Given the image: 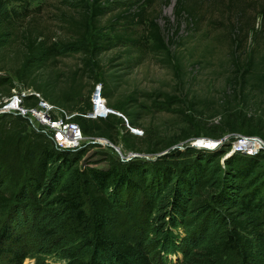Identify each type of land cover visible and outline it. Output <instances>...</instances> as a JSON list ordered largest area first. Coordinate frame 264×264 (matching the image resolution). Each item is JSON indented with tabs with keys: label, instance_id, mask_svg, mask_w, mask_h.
<instances>
[{
	"label": "trees",
	"instance_id": "obj_1",
	"mask_svg": "<svg viewBox=\"0 0 264 264\" xmlns=\"http://www.w3.org/2000/svg\"><path fill=\"white\" fill-rule=\"evenodd\" d=\"M108 1L110 0H82L83 4L78 10V15L63 14V21L67 24L64 30L69 39L60 45L41 33L33 36V33L26 30L18 37L15 33V38L22 41L24 46L22 63L11 76H0V92L9 94L11 87L15 85L12 78H16L17 83L23 88L35 90L50 103L65 108L69 113L78 112L72 120L81 127L85 136L103 138L115 145L121 142L126 149L138 153L156 154L174 142L199 137L219 139L225 134L257 136L264 141V120L249 115V109H246L249 108L248 103L255 97L260 96L264 99V62L255 59L253 48L244 50L246 56L242 60L236 54L246 48L248 38L251 36L255 39L262 28L256 29L255 17L252 22L248 19L242 21L245 15L243 6L238 8L241 13L230 26L234 56L231 61V71L225 80V88L219 92L221 95L216 99L220 108L218 111L221 114L219 121L208 125V122L201 118L202 111L212 107L209 104L203 105L205 102L200 101V107L187 115V126L182 127L181 132L176 136L158 135L152 127H144L146 135L141 138L125 126L127 123L131 127H143L140 125L143 117L141 108L132 104L126 108L121 106L122 100L112 101L114 90L110 85L115 74L108 75L101 72L102 76H98L99 55L109 50L111 44L110 40L103 42V30L108 28L116 41L129 43L139 50L143 46L139 45L140 37L145 43H150L148 49L174 69L180 92H183L185 88V72L180 65V58L166 48L164 34L157 18L150 16L148 8L152 7L155 0H136L127 9L110 16L106 21L107 25H102L101 20L105 15L102 4ZM223 1L227 2L229 7H237L241 1L245 2L244 0ZM250 3L260 8L257 16L262 18L261 26L264 25V0H250ZM2 6L3 2L0 0V11ZM173 10L178 20L185 18L187 21H192V24L197 21L196 0H175ZM9 17L8 13L3 11L0 13V49L4 48L6 38L12 36L14 32L13 23L9 21ZM133 24L144 26V32L140 36H136L131 29ZM174 34H177V31H174ZM39 35L40 41H38ZM76 46L83 47L85 51L83 65L89 71V78H92L91 85V81L83 85L82 76L72 77V80L60 86L50 75L46 78L37 75V72L45 67L49 60H55L60 54L69 52L71 47ZM127 49V52L131 51L130 46ZM0 53H3V50ZM2 62H4V55L0 54V63ZM3 70H5L4 64H0V72ZM100 78L104 81L103 94L109 106L121 111L124 118L115 114L99 116L96 119L84 117L83 114L91 109L90 96L93 85L100 82ZM87 86H89L88 90ZM164 95L166 99L176 97L175 93ZM212 116L214 115L208 114V118ZM28 128V122L19 116L0 117V183L11 182V180L21 183L18 193L13 189L0 191V205H4L3 209H7L8 205L13 203L9 212H14L15 215L21 207H27V209H33L35 213L47 216L48 220L42 224L40 232L42 236L48 238L56 237L57 233L67 236L77 231L76 234H80L78 229L87 228L88 238L62 239L64 244H67V240L71 244L77 240H83L89 252L88 257L82 259L77 254L84 246H79L74 253L70 254L72 259L68 264H156L151 256L150 248L142 244L143 236L139 235L142 230L136 226L138 220V217L135 218L136 215L128 216V220L134 222L130 230L134 237L119 234L113 228L117 220L111 215L119 214V212L114 210L115 206L111 201L118 199L123 189L126 192L141 193L142 205L152 206L156 198L151 197L148 200L153 199V201L148 203L145 197L150 193L158 195L162 190L161 186L166 184L168 187L171 186L172 204L176 213H182L188 206L189 200L196 208L207 205L212 208L216 205L220 210L223 208L225 215L233 219L239 227L252 228L258 235L262 233V228L258 226L264 219V181L257 180V176L259 168L264 165V152L257 155L236 153L228 159L229 168L225 173V169H222L218 162V158L223 154L221 150L206 151L192 147L190 150L195 155V159L185 164L182 169L185 177H181L177 182L181 185H177L172 181L175 171L167 167L150 171L152 177L150 180L147 179L149 161L139 157L121 162L112 156L107 167L87 166L81 169L77 163L85 152L58 150L46 134L44 136ZM54 163H58L59 167L64 166L67 170L61 186L54 188L55 185L60 184L55 180L47 183V185L50 184L48 188H41L40 179L46 176L48 165ZM215 172L217 173L214 174ZM222 173L226 175L220 180ZM134 178L140 180L142 187L135 183ZM258 181L262 183L259 184ZM26 188L31 198L27 197V200H24L26 197L24 198L22 193ZM195 188L204 190L207 194L195 193ZM40 191H44L43 197L37 199L36 195ZM112 191L113 195L110 193ZM193 194H197L194 200H192ZM15 197L17 198L14 199ZM208 201L212 204L209 205ZM240 210L247 211L245 218L238 217ZM8 225L4 223V227L0 230V264H22L28 257V252L21 250L18 238L13 235L14 230L11 231L13 228L10 229ZM228 238L232 243L243 240V237L239 236L235 230ZM53 241L56 242V240H50L51 244ZM244 248L243 245L242 251ZM262 248H264V242ZM209 253L212 254L210 249L205 254ZM241 255L245 261L251 258L248 252H243ZM200 263L201 261L198 260L197 264Z\"/></svg>",
	"mask_w": 264,
	"mask_h": 264
},
{
	"label": "rangeland",
	"instance_id": "obj_2",
	"mask_svg": "<svg viewBox=\"0 0 264 264\" xmlns=\"http://www.w3.org/2000/svg\"><path fill=\"white\" fill-rule=\"evenodd\" d=\"M81 1L2 0L3 6L0 13L3 11L9 14V21L13 23L14 32L12 36L6 38L4 48L0 49V51L3 50V53L0 54L4 55V62L0 64H4L5 67V70L0 72V76H11L13 71L22 63L24 46L22 41L15 38V33L18 37L23 31L29 30L33 36L41 33L51 41L57 42L58 45L62 42L65 43L69 38L64 30L67 24L63 21V14L78 15V10L83 4ZM135 1L110 0L108 3L104 2L102 8L105 15L102 17L101 24L107 25L106 21L110 16L127 9ZM244 1H241L237 7H229L227 2L223 0H196L198 16L197 21L193 24L192 21H187L185 18L177 19L173 10L175 0H155L152 7L148 8L150 16L157 18L159 27L164 34L166 48L180 58V65L185 72L183 92L178 90L180 86L177 83L178 79L174 69L148 49L150 43H145L144 39L140 37L139 45L142 44L143 46L139 50L129 43L116 41L108 28L103 30V42L110 40L111 44L109 50L103 51L99 55L100 72L98 76H102L101 72L108 75L115 74L110 85L114 90L112 101L122 100L121 106L126 108L130 104L141 108L143 117L140 120V125L143 127H135L142 130V133L135 132L136 135H139L138 137H145L144 127H152L158 135L176 136L181 132L182 127L187 126V115L192 114L193 110L200 107V101L205 102L203 105L209 104L212 107L211 109L205 108L201 118L206 120L208 125L216 124L219 121L221 114H219L220 108L216 99L221 95L219 92L224 90L226 77L229 76L232 68L231 61L234 53L230 40V26L235 22L237 15L241 13V10L238 9L241 6L245 8L242 21L248 19L249 22H252L255 17L254 25L256 29L262 28V31L255 39L250 36L246 42V48L236 54L242 60L246 56L244 50L253 48L255 59L264 62V25L261 26L262 18L257 16L260 8L257 5H252L250 0ZM167 27L169 29H166ZM131 29L136 36H140L144 32V26L140 24H133ZM174 31H177V34H174ZM38 41H40V35ZM128 46L131 47L130 52H127ZM83 50L81 46L71 47L69 52H63L55 60H49L45 67L37 72V75L41 78L50 75L56 79L60 86L68 83L72 77L80 78L82 76L83 85H87L90 81L91 85L92 78H89V71L83 65L85 58V51ZM12 79L15 87H22L21 84L17 83L16 78ZM103 82L100 78L102 88ZM167 93H175L176 97L166 99L164 94ZM205 99L206 101H204ZM248 104L249 108H246L249 109L248 114L263 121L264 99L257 96ZM107 105L111 107L108 101ZM208 114L214 116L208 118ZM125 126L130 127L126 123ZM191 140L193 138L174 142L161 152L146 154L128 150L121 142L116 144L119 147L120 152H118L115 148L110 147L109 144L112 142L100 138L89 140L84 135V140L79 144L80 147L77 152L83 151L85 154L77 165L81 169L87 166L104 168L108 166L112 156L123 162L126 161L125 157L133 152L137 154L134 157L149 161L147 179L150 180L152 177L150 171L167 167L175 171L172 181L177 184L181 177H185L182 171L185 164L195 159V155L190 150L193 146ZM223 142L213 151L221 150L223 153L218 158V162L220 167L225 169L224 172L227 173L228 159L238 153L236 149L238 145L234 142L231 144V139L228 137ZM257 152L254 155L264 152V149ZM57 165L58 163L48 165L46 176L39 181L41 188H48L50 184L47 185V183L55 180L60 184L55 185L54 188L61 186L67 170L64 166L59 167ZM225 173L220 174V180L226 175ZM258 173L257 180L264 181V165L259 168ZM134 181L142 187L140 180L134 178ZM262 181H258V183L261 184ZM16 183V180L2 182L0 183V191L13 189L18 193L21 183ZM161 187L162 190L158 195H151L150 193L145 197L148 203L153 201V199L148 200L151 197L156 198L154 200L156 202L152 206L142 205L140 202L141 193L126 192L125 189L121 191L119 196L117 195L118 199L111 201L115 206L114 210H118L120 214L113 213L111 215L117 220L113 228L119 234H127L130 238L134 237L135 235L130 233L134 222L129 221L128 216L136 215L135 218L138 217L136 226L142 230L139 234L140 237L143 236L142 244L150 248L151 256H153L156 264H186L188 262L197 264L198 260L201 261L200 264H262L264 262V248H262L264 219L262 224L260 223L258 226L262 228V233L258 235L252 228L239 227L233 219L225 215L223 208L220 210L216 205L212 208L208 205L196 208L194 203L189 200L185 210L182 213H176L172 204L171 186L168 187L164 184ZM194 192L207 194L204 190L196 188ZM110 193L113 195L114 192ZM22 194L24 198L26 197L24 200H27V197L31 198L27 188ZM43 194L44 191L38 192L36 198H42ZM192 197L194 200L197 194H193ZM208 203L209 205L212 204L209 201ZM13 205L11 203L7 209H3L4 205H0V230L4 227V223H8L10 229L13 228L11 231L14 230L13 235L18 238L21 250L28 252V257L22 264H68L72 259L70 254L74 253L79 246L84 247L80 249L77 256L82 257V259L88 257L89 252H87L88 248L85 241L77 240L71 244L67 240V244H64L65 242L62 240L88 238L89 231L87 228L78 229L80 234H76L77 231L67 236H61L57 233L56 237L48 238L42 236L40 232L42 224L48 220L47 216L42 213H35L33 209L30 210L31 208L27 209V207H21V210L15 215L14 212H9ZM240 211L238 217L245 218L247 211ZM234 230L243 237L242 241L229 242L228 236ZM50 240H56V242L53 241L51 244ZM243 245L245 248L242 251ZM209 249L212 254H205ZM243 252H248L251 258L245 261L241 255Z\"/></svg>",
	"mask_w": 264,
	"mask_h": 264
},
{
	"label": "built area",
	"instance_id": "obj_3",
	"mask_svg": "<svg viewBox=\"0 0 264 264\" xmlns=\"http://www.w3.org/2000/svg\"><path fill=\"white\" fill-rule=\"evenodd\" d=\"M90 108L83 114L84 117L89 119H96L99 116L105 117L110 114L124 118L121 112L113 107H108L107 98L103 94L102 83L100 82L93 85L90 96ZM76 113L78 112L69 113L65 108L55 103H50L40 93L32 89L14 86L9 94L0 93V116L6 114L22 117L28 122L29 128L34 132L44 136L46 134L52 141L53 146L58 150H77L80 147L79 144L84 140L81 127L72 120ZM129 129L133 133H142V130L135 127L130 126ZM226 137L231 139V144L233 142L236 143L238 145L236 147L237 152L244 155H254L258 150L264 149V141L259 137L240 134H225L224 137L219 139L193 138L191 143L192 147L198 150L213 151L224 143L223 141ZM88 139L97 140L98 137H88ZM100 139L105 140L103 138ZM245 140H257L258 145L249 148L248 145L242 144ZM135 155L137 154L131 152L130 155L125 157V160H129Z\"/></svg>",
	"mask_w": 264,
	"mask_h": 264
},
{
	"label": "bare ground",
	"instance_id": "obj_4",
	"mask_svg": "<svg viewBox=\"0 0 264 264\" xmlns=\"http://www.w3.org/2000/svg\"><path fill=\"white\" fill-rule=\"evenodd\" d=\"M242 144H246V145H248L249 148H252V147L257 146L258 142H257V140H245V142Z\"/></svg>",
	"mask_w": 264,
	"mask_h": 264
},
{
	"label": "water",
	"instance_id": "obj_5",
	"mask_svg": "<svg viewBox=\"0 0 264 264\" xmlns=\"http://www.w3.org/2000/svg\"><path fill=\"white\" fill-rule=\"evenodd\" d=\"M109 145H110V147H113V148H115V149H116L118 152H120V151H119V147H118V146H116V145H114V144H112V143H111V144H109Z\"/></svg>",
	"mask_w": 264,
	"mask_h": 264
}]
</instances>
